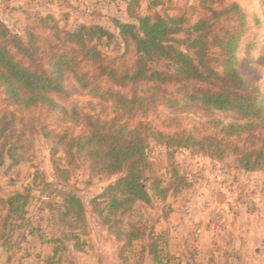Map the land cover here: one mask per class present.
Wrapping results in <instances>:
<instances>
[{
  "label": "rangeland",
  "instance_id": "374dc122",
  "mask_svg": "<svg viewBox=\"0 0 264 264\" xmlns=\"http://www.w3.org/2000/svg\"><path fill=\"white\" fill-rule=\"evenodd\" d=\"M233 1L246 14L238 67L246 83L259 86L264 96V0H142L140 11L154 15L167 10L182 16L183 30L174 36V43L185 49L189 42L186 29L202 18L216 21V30L208 39L211 42L221 24L229 22L228 14L213 17L212 10L219 12ZM50 12L60 19V27L73 28L83 16L56 0H0V20L21 35L36 23L35 13ZM66 12L70 15L65 16ZM107 27L118 32L111 20ZM37 33L40 49L57 42L49 29H37ZM217 49H210L215 56L211 65L220 74L214 78V88L226 84ZM102 50L120 69L131 68L137 58L132 43L127 48L112 41ZM101 84L144 100L130 115L114 100H101L77 85L69 95L51 94L65 108L63 112L43 106L18 107L0 87V124L12 122L8 142L16 143L21 159L12 164L5 157L0 166V264L20 257L23 264H264V169L245 171L234 155L218 160L197 148L166 146L150 139L151 166L143 183L152 193V176L162 178L169 186L166 197H154L150 203L138 201L126 213L110 214L100 196L120 174L94 173L84 156L71 164L58 143L63 136L90 131L78 117L115 118L130 129L142 123L168 135L190 132L202 138L219 132L215 120L234 116L189 99L190 90L200 82L178 80L153 86L141 81L119 87L101 78ZM237 141L241 146H254L260 140L244 136ZM56 144L59 170L53 161ZM16 193L28 195L23 211H10L8 199ZM68 195L83 202V220L61 219Z\"/></svg>",
  "mask_w": 264,
  "mask_h": 264
},
{
  "label": "trees",
  "instance_id": "16d2710c",
  "mask_svg": "<svg viewBox=\"0 0 264 264\" xmlns=\"http://www.w3.org/2000/svg\"><path fill=\"white\" fill-rule=\"evenodd\" d=\"M56 1L71 11L79 12L69 0ZM126 1L130 21L114 19L118 33L85 21L73 28L68 24L60 27V19L51 12L44 15L35 13L36 23L34 26L29 24L23 35L12 32L0 20V87H3L8 101L22 108L43 106L65 112L51 94L69 95L79 85L101 100H114L129 111L126 113L133 115L134 107L144 98L137 94L129 97L113 87H105L101 78L119 87L141 81L158 86L187 80L202 83L194 85L189 99L208 109L233 114L232 120H215L213 123L219 132L202 138L190 132L168 135L142 123L130 129L115 118L78 117V121L81 119L87 123L90 131L77 136H63L58 143L63 145L71 164L84 156L90 161L94 173L120 174L100 196L111 215L126 213L138 201L150 203L154 197H166L169 186L164 185L162 178L152 176V193L143 183L145 172L151 166L147 155L150 139L166 146L197 148L218 160L234 155L241 169L251 172L263 170L264 96L259 86L246 83L238 67L237 52L246 34V14L240 4L233 1L219 12L212 10L213 17L228 14L226 20L229 22L221 24L211 42L208 39L216 30V21L202 18L187 28L189 42L182 49L174 43V36L183 30L182 16L171 15L167 10L163 14H143L140 11L142 0ZM69 15L66 12L65 16ZM37 29L53 31L57 42L47 50L40 49ZM112 41L121 42L127 48L130 43L134 45L137 58L131 68L120 69L105 55L102 48ZM214 46L219 50L222 80L226 83L218 88L213 86L214 78L220 75L211 65L215 56L212 58L210 49ZM165 61L166 65L162 64ZM11 125L12 122L0 124V166L5 163V157L12 164L21 161L16 143L8 142ZM244 136L258 137L260 141L256 145L253 143L254 146H241L237 140ZM57 149L58 144L53 147V161L55 169L59 170L61 168L55 158ZM17 201L20 204L16 207L14 203ZM27 202L28 195L23 193H16L8 199L10 211H23ZM63 205L62 220H83L85 206L80 198L68 195ZM100 211L103 212L102 209ZM104 221L108 223L110 219Z\"/></svg>",
  "mask_w": 264,
  "mask_h": 264
},
{
  "label": "crops",
  "instance_id": "0c3cea01",
  "mask_svg": "<svg viewBox=\"0 0 264 264\" xmlns=\"http://www.w3.org/2000/svg\"><path fill=\"white\" fill-rule=\"evenodd\" d=\"M69 1L79 10L81 16L83 15L81 17L82 20L80 22L85 21V22L97 23L108 28L107 25L110 22V20L113 21L114 19H119L124 22L130 21L126 9L127 7L126 0H69ZM110 16L112 18H110ZM108 29L112 30L111 28ZM0 256H2V253L0 254ZM20 258L17 261L15 258H11L10 264H20V263L23 264L24 259H20Z\"/></svg>",
  "mask_w": 264,
  "mask_h": 264
},
{
  "label": "built area",
  "instance_id": "2783aa9c",
  "mask_svg": "<svg viewBox=\"0 0 264 264\" xmlns=\"http://www.w3.org/2000/svg\"><path fill=\"white\" fill-rule=\"evenodd\" d=\"M213 224H214V223H213ZM214 228H216V226L213 225V229H214ZM199 231H201V230H199Z\"/></svg>",
  "mask_w": 264,
  "mask_h": 264
}]
</instances>
